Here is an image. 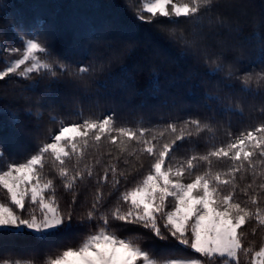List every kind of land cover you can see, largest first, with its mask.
<instances>
[{
    "label": "snow or ice",
    "instance_id": "obj_1",
    "mask_svg": "<svg viewBox=\"0 0 264 264\" xmlns=\"http://www.w3.org/2000/svg\"><path fill=\"white\" fill-rule=\"evenodd\" d=\"M14 7L0 264H264V0H127L70 42Z\"/></svg>",
    "mask_w": 264,
    "mask_h": 264
},
{
    "label": "trees",
    "instance_id": "obj_2",
    "mask_svg": "<svg viewBox=\"0 0 264 264\" xmlns=\"http://www.w3.org/2000/svg\"><path fill=\"white\" fill-rule=\"evenodd\" d=\"M15 7L14 12L25 17H39L56 23L63 29L62 42L73 38L72 25L81 18H90L105 24L134 26V17L126 7L127 0H9ZM6 18L0 17V26L6 24ZM148 26H145V30ZM147 75L142 78L146 84ZM21 243H26L20 238Z\"/></svg>",
    "mask_w": 264,
    "mask_h": 264
}]
</instances>
